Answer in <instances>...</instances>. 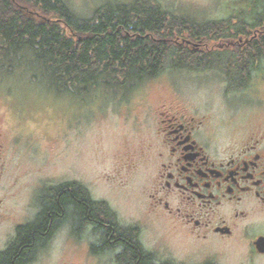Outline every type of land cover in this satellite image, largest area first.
<instances>
[{
	"label": "flooded vegetation",
	"instance_id": "obj_1",
	"mask_svg": "<svg viewBox=\"0 0 264 264\" xmlns=\"http://www.w3.org/2000/svg\"><path fill=\"white\" fill-rule=\"evenodd\" d=\"M165 107L152 114L149 144L143 150L148 175L136 198L145 213L122 216L105 196L84 185L90 211L97 209L99 216L89 214L81 223L73 202L56 218L49 211L54 186L81 184L64 180L62 173L58 183L32 190L36 204L28 218L25 132L8 131V120L0 115V264H39L55 242L70 248L53 264H220L230 253L253 264L264 257L256 246L264 237V108L248 114L250 123L215 124V118L178 102ZM11 108L18 119L14 126L26 121L21 108ZM45 209L49 231L29 257L28 225ZM174 239L184 247L177 248ZM132 244L139 251L137 261L130 258ZM178 249L184 252L178 254Z\"/></svg>",
	"mask_w": 264,
	"mask_h": 264
},
{
	"label": "rangeland",
	"instance_id": "obj_2",
	"mask_svg": "<svg viewBox=\"0 0 264 264\" xmlns=\"http://www.w3.org/2000/svg\"><path fill=\"white\" fill-rule=\"evenodd\" d=\"M130 1L65 0L81 18L92 17L101 6ZM157 1L165 9L200 21L227 18L236 12L237 2L245 11L255 3V0ZM208 44L216 49L227 45L225 41ZM171 102H178L195 114L215 118V124L250 123L252 117H247L248 114L264 108V68L253 74L242 91L228 89V82L218 71L168 70L126 95L103 85L86 93L58 92L41 78H33L24 67H15L13 71L0 69V115L4 114L8 120V131L19 128L25 132L23 140L28 146L23 151V166L28 165V218L34 216L36 204V193L32 190L58 183L61 173L64 180H76L95 188V195L105 196L122 216L143 215V203L136 198L141 196L148 175L143 150L149 144L152 114L163 111ZM11 107L21 108L26 114V121L19 126H14L18 119ZM175 244L177 248L178 244L184 247L182 243ZM62 247L55 242L45 257L40 256L39 264L58 262L62 251L70 248ZM240 250L243 252V248ZM247 261L242 255L231 253L219 260L220 264H249ZM253 264H264V257H257Z\"/></svg>",
	"mask_w": 264,
	"mask_h": 264
},
{
	"label": "trees",
	"instance_id": "obj_3",
	"mask_svg": "<svg viewBox=\"0 0 264 264\" xmlns=\"http://www.w3.org/2000/svg\"><path fill=\"white\" fill-rule=\"evenodd\" d=\"M240 8L237 2L227 18L200 21L157 0H132L81 18L65 0H0V69L24 67L56 91L72 94L103 85L126 95L168 70L218 71L228 89L242 91L264 68V0H255L247 11ZM209 41L227 45L211 48ZM56 187L48 202L55 218L72 202L77 223L89 214L99 216L97 209L90 211L84 185ZM47 211L28 225V255L48 234ZM129 248L137 261V247Z\"/></svg>",
	"mask_w": 264,
	"mask_h": 264
},
{
	"label": "water",
	"instance_id": "obj_4",
	"mask_svg": "<svg viewBox=\"0 0 264 264\" xmlns=\"http://www.w3.org/2000/svg\"><path fill=\"white\" fill-rule=\"evenodd\" d=\"M256 246L258 247V249L260 251L264 252V237H260L257 241H256Z\"/></svg>",
	"mask_w": 264,
	"mask_h": 264
}]
</instances>
